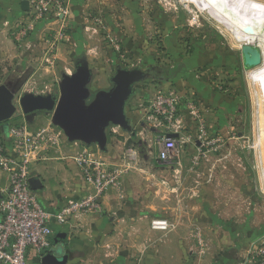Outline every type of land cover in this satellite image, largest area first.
I'll return each instance as SVG.
<instances>
[{"label":"crops","instance_id":"1","mask_svg":"<svg viewBox=\"0 0 264 264\" xmlns=\"http://www.w3.org/2000/svg\"><path fill=\"white\" fill-rule=\"evenodd\" d=\"M18 15L14 7L13 17H10L9 22L5 23L0 18L2 72L5 71L4 67L7 64L8 67L14 64L18 66L23 64L26 67L29 60L35 58L34 54L28 55L29 51L36 50L41 54L42 47L43 49L46 47V44H42L45 39L39 36L40 31L43 30L39 25L33 27L26 39L17 41V22L22 18ZM22 21L21 19L19 24ZM15 27L16 31H14ZM8 34L14 35V40L20 47L16 46ZM73 39L74 41L58 47L56 57L62 60L61 62H66L79 48L86 50L84 44L77 42V35L74 34ZM32 46L35 48L33 49ZM214 47L217 49L214 50V58L207 64H210L211 69L216 65L226 67L228 79L234 80L235 69L238 68L234 65L235 56L221 51L219 43ZM194 57L196 68L202 62L196 55ZM223 57L226 59L224 63ZM38 61L39 58H36V64L34 62L31 65L35 64L37 67ZM41 62H44V59H41ZM16 71L19 69L16 68ZM182 73H176L166 80L156 81L167 91L170 90V84H176L183 76ZM17 84L14 82L12 86H19ZM237 85V82L228 83V86L236 89V95L231 93L230 96H224L225 92L214 91L215 88L212 86L203 90L202 93L206 91L204 94H198L201 105L206 109L205 119L198 121L200 131L204 126L210 131H220L216 135L218 142L238 143L239 140L244 139L243 133L239 131L234 133V130L244 127V121L240 118L243 112L237 109L240 104ZM100 92L97 90L96 94ZM154 92L155 90L152 92L150 88L143 89L139 85L131 86L123 106V115L130 129V135H127L128 130L115 125L116 127L110 132L114 134L113 130L119 128L125 133L114 137L106 136L104 149H100L96 143L86 144L80 140H69L64 132L53 131L52 117L48 123L45 112L36 114L31 123L25 121L24 117L16 112L6 126L0 124V143L8 145L9 130L17 125L25 124L33 133L40 130L47 133L45 147L40 148L41 152L37 160L32 162L29 168L31 177L39 182V189L34 190L37 200L49 213L59 211L68 202L78 200L90 192L91 187L76 163L79 153L86 151L92 159L106 161L107 165L116 171L115 184L103 195L100 212L76 214L64 224L53 220L50 222L52 230L50 252L58 256H67L66 264H202L197 257L199 250L196 248V238L221 237L219 243L211 242L204 250L206 256L208 253L204 264H253L250 251L264 236L262 232L264 227L262 231L254 229L247 232L245 231L248 227L247 221L242 216L241 219L230 218L236 223V227L231 228L227 224L230 222L227 210L221 208L218 212V207L229 204L226 196L218 197L219 193L228 194L230 182L227 166L219 171L220 177H217L219 176L217 173L212 181L206 177V174L207 172L214 174V171L210 169L208 171L207 167H183L182 161L176 159L181 158L180 150L177 152L174 149L168 161H160L159 138L167 137L176 143L180 142L187 134L186 128L192 123L189 118L184 117L183 124L180 119V128L175 131L164 126H155L148 121L147 115ZM92 101V99L87 100L85 103L89 104ZM182 109L181 104L180 110ZM230 112L240 117L230 118ZM48 132L52 138L49 143ZM168 135L172 136L168 137ZM106 148L107 153L104 151ZM221 153L220 161H223L227 158L225 155L228 152ZM237 159L239 162L243 161L239 156ZM180 176H184L183 180ZM8 187V174L0 167L1 197L6 194ZM179 191H187L186 197L180 196ZM154 219L165 220L169 225L168 229L164 231L152 229L150 223ZM198 224L201 227H198ZM247 224H250V221ZM251 225L254 226L253 228L260 226V221L254 219ZM29 260L31 264H40V261L33 257V253H29Z\"/></svg>","mask_w":264,"mask_h":264},{"label":"rangeland","instance_id":"2","mask_svg":"<svg viewBox=\"0 0 264 264\" xmlns=\"http://www.w3.org/2000/svg\"><path fill=\"white\" fill-rule=\"evenodd\" d=\"M22 1L28 3L25 11L20 7ZM243 1L264 4V0ZM52 3L48 5V0H0V18L5 23L13 17L12 11L15 7L19 13L18 16L22 17L19 19V21L23 20L22 24L32 21L34 28L36 25L43 27L39 33V36L45 39L42 44L52 40L55 33L61 29L66 41L60 40L57 50L60 45L74 41V34L77 35V42L86 47V50L79 48L77 52H73L66 62H61L62 60L56 57L57 50L54 59L48 63L41 62V59H44L42 53L45 49L42 47V55L36 50L29 51L28 55L34 54L35 58L29 60L26 67L23 64L8 67L7 64L4 72L0 67V84L10 81L13 84L17 82L19 85L13 87L15 104L18 106V98L25 92L59 95L64 77L71 76L79 65L85 66L89 73L86 85L89 92L85 101L95 100L98 94L108 93L113 88L112 78L118 70L142 71L151 75L158 68L180 67L177 73L183 72V76L176 84H170L169 91L183 95V109L179 114V120L181 119L183 124L184 117H187L192 124L186 128V136L180 142H175V150L182 151L181 158L176 159L182 161L183 167H207V170L214 171V174L210 172L206 174V177L212 181L218 175L217 173H219L217 177H220L219 171L227 166L230 182L228 194L219 193L218 197L226 196L229 204L218 207V212L221 208L224 211L227 210L228 219L244 217L249 227L245 230L247 232L254 229L262 231L264 227V175L260 156L258 99L254 83H252V75L264 69V52L260 44L246 42L231 32L195 0H69V14L62 23L59 19L48 16V8L53 10ZM43 7L45 11L42 10ZM40 15L39 19H35ZM13 34L11 36L8 34L9 38L12 37L16 46L20 47L14 40L15 34ZM217 43L221 45V51L235 56L234 65L238 68L235 69V79L232 81L228 79L226 67L216 65L211 69L210 64H207L214 58V50H217L214 45ZM241 45H257L262 50L260 65L252 69L250 74L249 70H245L242 66ZM32 48L34 49L35 46ZM195 55L202 62L196 68L194 67V64L196 65ZM36 58H39L37 67L35 66ZM225 60L223 57L222 62L224 63ZM16 68L19 71H16ZM230 82L238 84L237 97L240 104L237 109L243 112L241 117L231 112L229 115L230 118L238 116L244 121L243 130L239 128L234 130V133L239 131L244 135V139L239 140L238 143L218 142L216 135L220 131H210L207 126L200 131L198 124L199 120L205 119L206 113L198 94H204L206 91L204 93L202 91L212 86L215 88L214 91L225 92L224 96H230L231 93L236 95V89L228 86ZM134 85H139L143 89L150 88L152 92L165 89L161 88L162 85L152 77H146ZM97 90L101 92L96 94ZM85 105L88 106V102ZM17 113L22 115L19 108ZM51 117L50 113L45 115L48 123ZM51 127L53 131L64 132L53 123ZM114 127L116 126L108 123L104 129L105 136L114 137L125 133L117 128L118 130H113L115 131L113 134L110 131ZM128 134L130 135L129 130ZM104 151L107 153V148ZM222 151H227L228 154L225 155L226 159L220 161ZM185 155L187 156L184 157ZM238 156L243 158V161L239 162ZM102 162L107 164L106 161ZM241 163L242 165H239ZM183 177L180 176L182 180ZM179 193L180 196H185L187 191H179ZM212 196L214 197V194ZM224 211H222L223 216ZM232 219L227 224L235 228L236 223L231 221ZM254 219L260 221V226L253 228L251 222ZM248 221L250 224H247ZM221 240V237L196 238L195 244L199 250L197 257L202 264L207 260L208 253L206 256L204 250L209 247V243H219Z\"/></svg>","mask_w":264,"mask_h":264},{"label":"built area","instance_id":"3","mask_svg":"<svg viewBox=\"0 0 264 264\" xmlns=\"http://www.w3.org/2000/svg\"><path fill=\"white\" fill-rule=\"evenodd\" d=\"M50 3L53 5V10L48 8V16L59 19L61 23L64 22L69 14V0H48V5ZM42 10L46 9L43 7ZM40 17L41 15L35 19ZM33 27L32 21L20 23L17 26V41L26 39ZM60 40H64L61 29L55 33L52 40L45 42L43 54L46 63L54 59ZM182 98L183 95L178 92L156 90L147 120L155 126H164L176 131L180 128ZM46 135L44 130L32 133L25 124H21L9 130V145L0 143V167L8 174L9 182L8 191L0 199V264H31L29 253H33V257L40 261L51 249L50 222L53 220L64 224L76 214L100 212L103 195L115 184L116 171L104 162L92 159L86 151H83L77 155L76 163L91 187L90 192L78 200L68 202L55 213L47 212L29 185V179L32 178L29 166L37 160L41 152L40 148L45 147ZM159 139L161 145L159 159L165 162L170 159L176 143L167 137ZM51 141L48 132V143ZM150 224L152 229L160 231L169 227L162 219H154ZM250 259L253 264H264V236L251 248Z\"/></svg>","mask_w":264,"mask_h":264},{"label":"water","instance_id":"4","mask_svg":"<svg viewBox=\"0 0 264 264\" xmlns=\"http://www.w3.org/2000/svg\"><path fill=\"white\" fill-rule=\"evenodd\" d=\"M27 10L28 3H20ZM242 66L245 70L260 63V51L253 46L240 49ZM150 77L142 71L118 70L112 78L113 88L106 94H98L95 100L85 105L86 85L89 73L85 66L79 65L71 76H65L60 94L23 93L15 104V89L10 82L0 84V124L7 122L16 114L18 108L25 121L31 123L36 114L50 113L54 125L60 127L69 140H80L86 144L96 143L104 149L106 136L104 129L108 123L130 130L123 115V106L129 96L131 86ZM88 108V109H87ZM172 135H168L170 137ZM135 137V133H132ZM39 182L29 179L31 189H39ZM0 195V199H1ZM67 256H58L52 251L40 259V264H66Z\"/></svg>","mask_w":264,"mask_h":264},{"label":"bare ground","instance_id":"5","mask_svg":"<svg viewBox=\"0 0 264 264\" xmlns=\"http://www.w3.org/2000/svg\"><path fill=\"white\" fill-rule=\"evenodd\" d=\"M195 1L198 2L199 5H201L217 21L246 42L260 44L264 52V4L243 0ZM188 3L190 4V1ZM257 45L244 46H253L259 49L261 63L262 50ZM260 63L254 68L258 67ZM252 81V83H254L255 93L258 99L257 111H259L260 156L264 175V69L252 75Z\"/></svg>","mask_w":264,"mask_h":264},{"label":"trees","instance_id":"6","mask_svg":"<svg viewBox=\"0 0 264 264\" xmlns=\"http://www.w3.org/2000/svg\"><path fill=\"white\" fill-rule=\"evenodd\" d=\"M180 69V67L175 66L174 68L166 69V68H158L155 73L152 72L150 77L156 80H166L172 78Z\"/></svg>","mask_w":264,"mask_h":264}]
</instances>
